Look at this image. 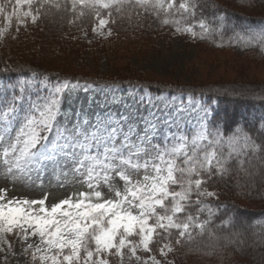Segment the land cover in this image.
I'll list each match as a JSON object with an SVG mask.
<instances>
[{"label": "snow or ice", "instance_id": "6c2138e0", "mask_svg": "<svg viewBox=\"0 0 264 264\" xmlns=\"http://www.w3.org/2000/svg\"><path fill=\"white\" fill-rule=\"evenodd\" d=\"M52 6L87 17L92 33L102 39L125 21L138 26L151 19L193 39L243 34L249 47L264 53V24L253 30L233 22L226 9L200 0H70L64 5L0 0V40L15 39L13 31L36 25ZM0 72L11 69L5 64ZM30 87L27 79L17 78L10 94H2L0 174L14 182L49 169L70 171L89 191L48 206L47 195L10 197L8 188H0L3 264L16 258L17 249L26 264H124L125 256L139 264H164L165 259L173 264L169 255L196 236L210 241L207 254L229 239L224 233H232L237 217L221 205L212 186L264 161V117L253 125L259 134L254 138L247 116L225 113L222 118L212 96L204 100L201 94L197 102L194 93L183 90L177 96L133 86L112 104L85 111L73 107L88 88L79 80L57 78L51 88L38 83L36 92Z\"/></svg>", "mask_w": 264, "mask_h": 264}, {"label": "trees", "instance_id": "16d2710c", "mask_svg": "<svg viewBox=\"0 0 264 264\" xmlns=\"http://www.w3.org/2000/svg\"><path fill=\"white\" fill-rule=\"evenodd\" d=\"M50 2L53 5L56 3L64 5L66 2L70 3V0H50ZM200 2L226 9L233 22L250 24L253 30H258L264 24V0H200ZM236 17H242L243 20L236 21ZM49 23L53 28L46 30ZM30 27L34 32L28 35L26 41L20 44L15 42L0 50V69L4 68L7 62L11 69L9 73L0 72V78L6 80L8 85L15 83L17 78L29 80L39 75L40 79L37 81H51L52 84L56 83L57 78H69L79 80L80 84L92 82L96 87L119 85L123 89H128L133 86H143L144 88L151 87L153 92L162 89L159 85L141 81H136L138 84L134 83L130 78L122 75L118 78H97L87 70L82 69L84 72H79L73 63L77 56L73 57L74 53L64 49L60 52L56 46H64L67 38L63 36L66 31L71 33L73 28L78 31L89 29L91 22L87 17L76 18L70 10L52 6L47 16L42 17L36 25ZM164 29L171 30L149 19L138 26L130 25L125 21L122 25L114 27V33L118 36L119 43H131L130 40H134L138 34L140 39L147 43L153 32H160ZM196 30L199 33L200 30L198 28ZM239 31L237 29V33ZM42 40L51 46L47 48L39 45V41ZM197 40L210 49L232 55V59L216 61V64L219 62L224 65V71L215 76H208L209 82L204 81L206 83L203 82L202 86L193 85L188 88L168 86L167 91L180 95L183 90L186 95L194 93L196 98H201L203 94L204 100L212 96L214 107L220 112L222 118L225 113L228 116L235 113L238 118L247 116L248 128L252 130L253 137L257 138L259 134L253 129V125L257 123V118L264 117V106L261 104V100H264V53H261L258 48L249 47L245 43L243 34L237 36L231 31L225 32L222 36L219 34L206 35L205 39ZM233 66L238 67L239 70L229 71V67ZM23 73L28 75L24 76ZM241 123H243L242 120ZM262 168H264V161H260L259 164L253 163L247 174L240 172L234 174L231 179L226 177L227 182L217 179L212 190L220 193L221 205L227 206L229 214L237 217L236 227L232 229L231 234L224 233L229 239L217 244L214 254H207L210 243L207 237L201 239L196 236L183 248L178 246L175 255L168 257L173 264H264V224L256 223L264 221ZM229 240L239 241V246L229 244Z\"/></svg>", "mask_w": 264, "mask_h": 264}, {"label": "rangeland", "instance_id": "374dc122", "mask_svg": "<svg viewBox=\"0 0 264 264\" xmlns=\"http://www.w3.org/2000/svg\"><path fill=\"white\" fill-rule=\"evenodd\" d=\"M9 12L10 9L5 5V13ZM13 23H15V20H13ZM3 25L4 20L0 19V26ZM30 26L31 24L27 28H21L18 34L13 31L12 35L16 37L15 39L0 40V50L15 42L20 44V42L26 41L28 35L34 32ZM51 28L53 26L51 27L49 23L46 30H51ZM39 31H42V29H39ZM63 37L67 38L66 43L64 46L57 45L56 48L60 52L64 49L67 52L74 53L73 57L77 56L73 63H75L74 65H76L79 72L87 70L93 77L97 78H118L122 75L130 78L134 83L141 81L159 85L162 87L161 90L164 91H167L168 86H182L185 88L193 85L202 86L204 81L209 82L208 76H215L224 71V65L219 62L230 61L233 57L225 52L210 49V47L198 42L197 39H193L189 35L174 34L173 31L166 29L156 33L153 32L147 43L140 39L139 34L134 40L129 37L131 43H119V38L115 33L108 39H102L92 33L91 27L79 31L73 28L71 33L66 31ZM39 43L43 47L49 48L48 46H51L45 40L39 41ZM216 61L219 62L216 64ZM7 65H9L8 62ZM236 68L238 67H229V71L239 70V68ZM25 79L22 78L21 81ZM28 81L31 92L37 91L35 85L38 83L41 85L48 84L49 88L53 85L47 81H37L32 78ZM136 83L138 84V82ZM86 84L88 88L80 93L78 102L73 105L77 109L83 106L85 111L89 109L98 110L105 104H112L114 100L120 99L132 88L123 89L119 85L95 87L92 82H86ZM83 85L85 84H81V86ZM11 87H6L3 81L0 82V100L3 99L2 94L6 90L11 91ZM41 95H46V93L41 92ZM200 100L201 98H196L197 102ZM66 115H70V113H66ZM5 187L9 189L8 194L10 197L39 199L47 195L48 206L65 198L75 199L76 194L89 191L87 186L74 178L70 171H67L66 175L62 174L60 170L53 174L51 169H49L48 174L38 176L33 173L31 177H18L14 182L11 177L0 174V188ZM0 264H3L2 260H0ZM9 264H26V257L21 255L19 249H17L16 258H10ZM113 264H116V262L114 261ZM124 264H139V262L129 260L125 256ZM164 264H166V259Z\"/></svg>", "mask_w": 264, "mask_h": 264}]
</instances>
